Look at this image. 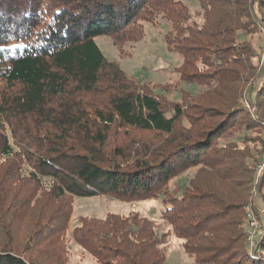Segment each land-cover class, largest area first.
Returning a JSON list of instances; mask_svg holds the SVG:
<instances>
[{"label": "trees", "instance_id": "1", "mask_svg": "<svg viewBox=\"0 0 264 264\" xmlns=\"http://www.w3.org/2000/svg\"><path fill=\"white\" fill-rule=\"evenodd\" d=\"M183 1L0 0V172L15 166L20 179L43 188L32 202L48 204L42 221L32 220L18 243L4 238L7 200L0 196V264H62L60 247L44 257L27 246L67 233L72 209L59 217V203L100 196L160 200L162 207L153 218L112 213L83 219L71 232L97 264H167L162 247L172 237L197 264H264L250 257L246 241L247 207L258 215L260 210L253 192L258 186L260 195L264 172L255 184L254 168L264 146L254 158L240 142L218 143L247 113L242 94L225 101L209 97L216 106L197 113L177 103L169 107L109 61L95 40L108 36L123 49L141 36L135 26L142 11L159 12L161 3H169L163 14L173 36L166 42L183 57L181 80L203 86L212 76L206 85L220 86L216 79L224 86L234 67L248 76L253 68L254 85L245 90L264 96V70L243 60L250 56L243 43L248 28L264 32V0H198L207 15L200 27L187 24ZM195 55H207L201 76L194 73ZM248 117L255 128L264 124L261 107ZM242 125L248 128L249 121ZM130 132L150 136L136 140ZM191 170L192 177L181 179Z\"/></svg>", "mask_w": 264, "mask_h": 264}, {"label": "rangeland", "instance_id": "2", "mask_svg": "<svg viewBox=\"0 0 264 264\" xmlns=\"http://www.w3.org/2000/svg\"><path fill=\"white\" fill-rule=\"evenodd\" d=\"M257 1V0H256ZM187 9V24L195 27H200L206 20L205 14L200 1L198 0H186L183 1ZM168 6V7H164ZM172 5L169 3H161L159 12L154 8L151 11L150 8H146L141 13V19L137 23L136 31L141 32V36L136 41L128 42L123 49H118L112 39L108 36L97 37L96 43L105 55V57L112 62L119 63L121 69L127 73V75L143 81L146 87L160 96L163 101L172 107L174 103L181 106H186L190 112L197 113L198 107H211L215 104H209L206 100L210 98H216L220 100H229L230 98L242 94L245 103L243 105L244 110L247 113H243L235 118L240 123L236 130L229 133V130L218 139V143H224L229 140L240 142L241 145L248 147L252 153V156L256 158L255 151L261 150L264 146V124L258 128L253 126L254 121H250L252 118L248 116L257 113L260 107L264 111V96H260L261 92L257 94L255 91L250 92L249 95L245 87L254 85L253 76L254 71L249 70L251 76L244 73L239 68L234 67L228 73L230 79L225 82L224 86L218 81H214L212 84V76H207L206 84H189L181 80V66L183 64V57L180 52H172L167 46V36L173 34V26L171 20L166 16L167 9H171ZM258 18H262L259 14V10L256 9ZM210 17V16H208ZM252 28V29H251ZM249 32H246L245 40L243 41L245 51H250L249 57H244L247 64L257 66L259 70H264V32H255L253 26L248 28ZM264 29V24H263ZM173 36V35H172ZM242 41V40H239ZM238 46V43H237ZM121 50V51H120ZM207 55L198 56L195 55L192 59L193 62L197 61V70L194 71L195 75L201 76L199 65ZM213 57V56H210ZM193 73L192 70H189ZM206 72V71H205ZM198 73V74H197ZM200 73V74H199ZM204 73V72H203ZM235 75H234V74ZM264 73V71H263ZM207 73H205L206 75ZM234 76V77H233ZM232 77V78H231ZM251 77V80H248ZM242 79L243 84H234L233 81ZM216 87V88H215ZM225 89V90H224ZM262 95V94H261ZM202 98V100H201ZM209 98V99H210ZM232 107V106H231ZM227 107L225 109H230ZM249 121V127L246 128L242 125V122ZM253 126V127H252ZM123 136L127 132H121ZM133 138L140 140L141 138L149 137L148 133H136L130 132ZM10 136V135H9ZM122 136V137H123ZM219 137V136H218ZM130 139V135L128 137ZM117 137L113 136V141ZM119 141V140H118ZM117 143V142H116ZM133 141L128 142L132 144ZM248 167L253 168L250 159H246ZM2 172H0V182L2 183L0 190V196L2 199L7 200L6 205L3 208L6 226L8 227V235L4 233V238L8 241V238L21 242L24 239V231L29 226V223L34 220L35 222H41L48 204L46 201H42L39 206L35 205L34 200L36 197L42 195L39 189H43L41 186H34L27 179H20L19 171L15 166L6 165ZM195 170H191L184 174L181 179L186 177H192ZM255 184L260 181V177L264 172V154L259 158L258 164L254 168ZM26 178V177H25ZM254 187L253 197L255 199V207L264 218V186L260 189ZM259 188V187H258ZM257 200V202H256ZM22 201H24L22 203ZM32 202V203H28ZM160 200H149L140 202H128L120 201L115 198L100 196L95 198H69L66 202L59 203L57 205L60 211L59 217H64L69 211V207L72 209V217L70 221V228L66 234L61 235V245L58 241L52 242V239L46 237L41 238L42 242L36 243L33 241L27 246L35 248V253L38 256L51 257L56 250L60 247L61 254L63 253L62 264H97L95 258L86 250H84L73 238L71 230L79 225L83 219H105L108 214H119L121 216H129L132 213H139L143 216L153 218L155 213H159L161 210ZM45 221L44 223H46ZM161 221H156V223ZM166 231V230H162ZM41 236L43 232H39ZM26 243V242H25ZM63 245V247H62ZM163 252L167 258V264H197L195 259L185 254L182 246V242L175 237H172L169 243L162 247Z\"/></svg>", "mask_w": 264, "mask_h": 264}, {"label": "built area", "instance_id": "3", "mask_svg": "<svg viewBox=\"0 0 264 264\" xmlns=\"http://www.w3.org/2000/svg\"><path fill=\"white\" fill-rule=\"evenodd\" d=\"M246 241L249 245L250 257L253 260H264V229L262 214L255 213L247 207Z\"/></svg>", "mask_w": 264, "mask_h": 264}]
</instances>
